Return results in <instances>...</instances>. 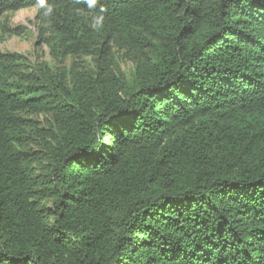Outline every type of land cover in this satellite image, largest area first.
<instances>
[{"label":"trees","instance_id":"1","mask_svg":"<svg viewBox=\"0 0 264 264\" xmlns=\"http://www.w3.org/2000/svg\"><path fill=\"white\" fill-rule=\"evenodd\" d=\"M33 7L57 56L96 66L67 81L0 52V264H264V0H0V17Z\"/></svg>","mask_w":264,"mask_h":264},{"label":"rangeland","instance_id":"2","mask_svg":"<svg viewBox=\"0 0 264 264\" xmlns=\"http://www.w3.org/2000/svg\"><path fill=\"white\" fill-rule=\"evenodd\" d=\"M37 7L6 13L0 17V52L16 54L22 57L24 67L43 64L52 71L66 76L68 81L73 75L94 69L93 57H59L51 45L39 37L36 22ZM114 71L122 78L130 79L135 68L133 58L126 50H117L114 54ZM34 126L47 127L48 118L43 115H25Z\"/></svg>","mask_w":264,"mask_h":264},{"label":"clouds","instance_id":"3","mask_svg":"<svg viewBox=\"0 0 264 264\" xmlns=\"http://www.w3.org/2000/svg\"><path fill=\"white\" fill-rule=\"evenodd\" d=\"M86 4L88 5L89 8H92L97 2L98 0H85ZM44 0H40V4L43 5ZM103 9H101L102 11ZM103 18L100 17L99 20H97V23L99 24L100 20H102Z\"/></svg>","mask_w":264,"mask_h":264}]
</instances>
